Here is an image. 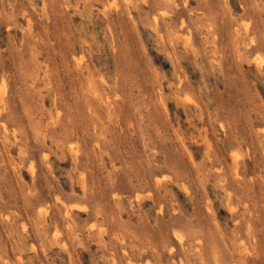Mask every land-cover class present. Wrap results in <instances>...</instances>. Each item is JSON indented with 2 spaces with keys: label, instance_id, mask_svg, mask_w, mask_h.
Wrapping results in <instances>:
<instances>
[{
  "label": "rangeland",
  "instance_id": "rangeland-1",
  "mask_svg": "<svg viewBox=\"0 0 264 264\" xmlns=\"http://www.w3.org/2000/svg\"><path fill=\"white\" fill-rule=\"evenodd\" d=\"M0 264H264V0H0Z\"/></svg>",
  "mask_w": 264,
  "mask_h": 264
},
{
  "label": "bare ground",
  "instance_id": "bare-ground-1",
  "mask_svg": "<svg viewBox=\"0 0 264 264\" xmlns=\"http://www.w3.org/2000/svg\"><path fill=\"white\" fill-rule=\"evenodd\" d=\"M179 236V235H178Z\"/></svg>",
  "mask_w": 264,
  "mask_h": 264
}]
</instances>
